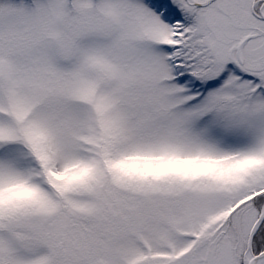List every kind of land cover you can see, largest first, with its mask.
<instances>
[{
    "label": "snow or ice",
    "instance_id": "snow-or-ice-1",
    "mask_svg": "<svg viewBox=\"0 0 264 264\" xmlns=\"http://www.w3.org/2000/svg\"><path fill=\"white\" fill-rule=\"evenodd\" d=\"M0 264H264V0H0Z\"/></svg>",
    "mask_w": 264,
    "mask_h": 264
}]
</instances>
